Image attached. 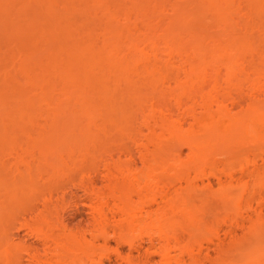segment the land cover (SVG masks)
I'll list each match as a JSON object with an SVG mask.
<instances>
[{
  "label": "bare ground",
  "instance_id": "1",
  "mask_svg": "<svg viewBox=\"0 0 264 264\" xmlns=\"http://www.w3.org/2000/svg\"><path fill=\"white\" fill-rule=\"evenodd\" d=\"M120 1L0 0V41H7V45L3 42L6 48L0 46V231L3 233L0 264H21L20 251L12 246L5 228L9 221L16 220L19 215L27 212L40 215L39 220L36 219L35 230L47 247L41 254L29 253L30 264H100L102 256L97 248L109 246V229L117 240H114L116 246L114 245L113 250L126 264H146L150 260L149 252L142 256L140 262H135L128 253L121 251L123 243L128 244L130 250L137 251L144 242V237L149 239L150 245L154 241L161 242L156 252L164 262L171 263L173 260L175 264H199V258L193 253L194 245L199 243L197 246L201 248L199 240L185 238L183 233L191 235L192 228L196 227L191 220L194 217L199 220L204 215L211 197L200 191L199 195L181 198L179 204L168 203L153 217L155 211L145 209L144 206L156 203L158 197L167 196L168 193L164 190L154 192L161 183L160 178L149 175L146 184L149 192H138V196H144V201L140 205H133L131 193L139 178L129 174V161L121 162L119 156L116 155L115 159L111 156L116 151L129 159L132 157L133 152L126 142L132 140L129 128L136 115L142 113L144 108L147 111L143 112L142 126L147 129L167 130L170 125L168 120L172 119L175 122L174 128L179 130L181 120L188 116L193 120L187 128L188 134L195 132L198 133L196 135L205 136L207 133H214L217 138L224 137L222 142L220 139L216 141L222 144L232 134L228 129L235 123L236 127L241 126L244 133L254 141L255 151H264L261 146L264 141V57L260 58L264 47V0L244 1L252 8L243 5L252 10L249 15L254 14V17L248 16L255 19H251L250 24L248 17L247 25L242 18L240 23L243 28L240 29L235 27L239 21L235 22V18L228 15L230 12L226 14V10L231 9L233 0H207V3L216 5L215 9L212 7L216 13H211L215 14V18H211L218 20L215 22H223L227 27L222 35L216 31L220 35L217 37H222L224 44L216 41L217 38L212 36V29L209 28L208 33L205 26L203 30L197 24L205 32L202 31L204 36L201 34L205 38L197 39L200 41V45L197 42L199 47L193 44L198 47V50L195 47L194 50L199 53L197 55L195 51L194 58L186 57L190 48H193L191 45L190 48L187 47V54L183 43L182 46L173 41L175 33L171 29L157 35L158 32L155 34L156 30L148 20L150 15L164 20V3L167 1L155 0L154 5L149 6L146 0L147 5L140 8L143 14L139 13V16L136 14L138 9L126 6L129 4L127 0L126 5ZM202 5L205 7V2ZM202 12L199 15H203ZM236 12L233 11V14ZM173 13H169L170 18L167 15L165 20L168 18L173 22L171 18L176 14L172 15ZM206 13L208 14L207 10ZM133 14L145 26V31L135 33L129 30L131 26H120L118 18L123 17L121 19L124 20L131 15L132 18ZM185 15H179L180 19ZM176 16L174 20H178ZM212 19L210 22L214 26ZM90 20H93V24ZM182 20L185 24L188 23V19ZM169 24L171 23L168 22ZM255 28L260 32L254 33ZM212 38L216 40L211 42ZM175 39L177 38L174 37ZM205 39L210 42L207 43ZM257 41L260 47L256 45ZM236 43L241 46L236 47ZM245 47L250 48L246 50ZM217 52H220L219 55ZM215 53L216 57H222L220 54L227 56L225 60L216 59ZM245 53L249 60L248 66L245 65L244 68L238 66V59L244 55L247 57ZM121 86L126 90L122 91ZM244 97L248 98V102L233 114L231 106L238 105L240 100L244 101ZM64 106H72L76 114L83 115L76 128L63 124L60 111ZM196 107L201 111L199 116L195 115ZM38 116L47 117V121L37 123ZM194 124H198L197 128ZM230 128L232 132L235 126ZM240 128L239 131L243 132ZM75 129L81 135L80 145L75 144ZM108 136H117L120 142L113 143L112 139L108 141ZM256 141L260 143H255ZM194 142L192 144L195 145V151L201 149L204 152L207 148L204 146L205 142ZM134 144L140 149L141 162H147V144ZM111 145L114 147L111 148ZM97 151L100 154L98 156L101 153L108 154L106 158L103 157V167L106 169L110 189L99 193L100 195L96 194L99 201L92 208L94 229L92 227L91 238L63 232L54 234L45 230L49 193L59 183L58 179L68 178L86 166H94L98 159ZM31 162L35 165H31ZM232 178L229 173L227 183ZM189 180L188 174L174 179L179 183L184 181L186 187L195 188L197 185L191 184ZM47 193L49 196L46 197ZM109 198L114 200L111 206L108 204ZM195 199L199 204L197 207L194 206ZM37 200L42 202V211L35 208ZM177 215L184 219L183 225H169L167 220ZM145 216L147 221H143ZM216 224L218 223L215 226ZM176 247L188 254L190 260L172 258L171 251Z\"/></svg>",
  "mask_w": 264,
  "mask_h": 264
},
{
  "label": "rangeland",
  "instance_id": "2",
  "mask_svg": "<svg viewBox=\"0 0 264 264\" xmlns=\"http://www.w3.org/2000/svg\"><path fill=\"white\" fill-rule=\"evenodd\" d=\"M147 1L149 6L151 4L154 5L155 3V0L152 1L147 0ZM147 1L127 0V2L129 3L127 5H126L127 3L126 0H121L120 2H122L123 4L125 3L124 5L129 6L133 9H138L136 11V14L137 16H139V13L143 12V10H141L140 8L143 7L144 5H147ZM164 1L167 2L169 1L168 3L167 2L164 3L165 4L164 8L166 7L164 9V12L166 10L164 14H166V16L168 15L167 16L168 18H170L169 13L171 14L173 13L171 11H174L176 14L173 13L172 15L175 14V16L177 14L179 15L186 14L184 17L182 16V19L183 18H185V20L188 19V23L185 24V22L182 19H180L181 16L179 17V15L176 16L178 17L177 18L178 20L173 19L175 18V16L171 18L173 22H171L168 18H167L168 20L167 19L165 20L166 16L164 20L162 19V21L161 18L157 19L156 17H154L155 18L154 21V18L151 17L150 15L149 16L150 18L148 20H150L151 25H153L156 30L155 34L158 32L157 35H159L162 33V31L165 32L171 29L170 31L172 33H175L174 37L177 38L174 40L173 37V41H175V44L183 43L184 44V46L182 44L183 48L184 47L187 48L189 45H191L193 48H190L191 46H189L188 48H190V50L191 49L194 50L195 44L198 47L200 45L199 43L200 41L197 39H201V37L202 39L205 38V37L203 38V36L205 35L204 34L205 32L203 30H205L206 28L205 31L206 32L208 31V33H210L209 31L210 28V30L212 29L211 30L212 36L217 38V40L215 38L214 39L224 44L223 40L221 39L222 37L220 38L219 34L221 32L222 35V32L223 31L225 32L227 27L223 25V22L218 23L217 22L218 20L214 19L215 14L213 15L211 14L213 12L216 13L215 12L216 10H213L212 8L214 7L215 9L216 5H212L213 3L210 4V2L207 3V0H200L201 3L199 0L196 1L164 0ZM244 1L245 0H233L232 1L233 3H231L233 8L231 6V9L228 8L226 10L227 12L226 11L225 12L226 14L229 12L231 13L232 9L234 12L237 11L235 14H233L232 11L233 16L230 13L228 15L231 16L232 19L235 18L234 19L235 22H237L238 20L239 23L245 19L248 25L249 18L254 14L252 13L253 15L251 16L249 15L252 12L251 10L252 8L248 6L247 2L246 4ZM196 2H199V4ZM204 2L206 5V6L204 5L205 7H203L202 5L204 4ZM170 3L172 5L174 4V6L173 7L172 5L169 6ZM196 4L198 5L196 6ZM207 4L209 5V7H207L208 6ZM243 5L244 6L247 5V7H250L251 9H247ZM235 9L238 10L235 11ZM206 10L208 14L206 13ZM247 10L249 13L247 12ZM200 11L203 13V15L205 16L208 15L210 17L208 18L207 16L204 17L202 14L199 15ZM204 12L206 14H204ZM238 13H240V15ZM154 15L155 14H153V16ZM131 16L128 18H124V20L121 19L123 17H120V19L118 18V23L121 22L120 26L121 24H122L121 27L124 26L129 28L131 26L129 30H133V32L135 33H138V31L139 32H142L143 30L145 31V26L143 27V24L138 22L136 16L134 14L132 18ZM211 16L214 17V18L212 17L214 19L213 21L214 26H212L213 24L210 22L211 21L210 19H212ZM238 16H240L241 18ZM189 17L194 18L196 21L194 19H190ZM203 18L204 19L206 18V21ZM251 19L253 18H250V24H251ZM181 20L183 22H181ZM191 20L195 22H192ZM215 20H217L216 22L218 24L215 22ZM92 21L93 20H90V22L93 24ZM168 22H170L171 24L168 25ZM91 23H89V25ZM139 23L141 24L140 26ZM239 23L237 22L235 27L236 28L239 27V29L243 28L242 24L240 23L241 24L240 25ZM124 24H126V26ZM197 24L199 27L204 28L205 26V28L201 30L199 29ZM191 25H195L194 27L196 28L194 29V27ZM163 26H165L166 29L167 28L169 29L166 30ZM197 27L198 30H196ZM191 28L195 32L191 30ZM216 31H218L219 34ZM256 32L259 33L260 30L258 29L256 31L255 28L254 33ZM217 35L219 36L217 37ZM214 39L213 38L210 39L211 42ZM205 40H201V41L205 42ZM3 42L6 43L7 41H5V39L3 41L2 39L0 41L1 47H5L3 46L5 44ZM197 42L199 45L197 44ZM206 42L208 43L210 41L206 40ZM238 42L240 41H237V43ZM245 43L244 45H246ZM241 44L243 46V42ZM241 44L240 43L237 44L236 47L238 45L241 46ZM257 44L258 41L256 45ZM207 45H208L207 47H209V44ZM221 45L219 46L221 47ZM258 46L253 45V47L256 48H258ZM198 47H195V49L198 50ZM186 48L184 49L188 54V48L187 49ZM248 48L245 47L246 50ZM262 49L263 50H261L262 52L260 58L262 56L264 57V47H262ZM190 50L188 56L186 57L194 58L195 57L194 55H196L195 51L197 50H194L192 52ZM183 52L181 51L182 55H185ZM193 52H195V54H192ZM256 52L258 54L260 53L258 49ZM210 53H212V51ZM219 53L217 52V55H219ZM198 54L199 53L197 51V55ZM220 55H222V57L220 56L216 57V53H215L216 59L221 58V60L222 59L225 60L227 55H225V57H223L224 54H220ZM246 55L247 57H245L244 55V57L242 56V58L240 57V59H238L240 60L239 64L238 61L236 63L238 64V66L240 65L244 67L245 65H247V61L249 60V58H248V54ZM15 67L18 68V66ZM120 89L122 91L126 90V88L122 86L120 87ZM242 90L245 91V88H243ZM244 99H245L244 101L240 100L238 102L239 106L238 105L231 106V111H233V114L239 111L240 108L244 107L246 102H248L247 97H244ZM213 108L215 107L213 106ZM144 109L143 112L145 113L147 110ZM143 112L138 113L136 115L134 121L132 122L129 128L130 131L129 136L132 137L133 142L132 140H128L126 142L130 145L131 150L133 152L132 157L130 158L131 160L129 159L128 156L126 157L123 154H118L116 151L113 152L111 155L114 159L115 157L119 156L120 160H122L121 162L129 161L130 162L128 168L129 174H133L134 176L139 178L138 182L134 183V187L132 189V193H131V199L133 200L132 204L140 205L143 203L144 196L142 197L138 196V192H141L142 194H146L147 192H149L150 189L148 186H146L149 175H152L153 177L158 176V178H160L161 180V183L158 185L157 188L154 189V192L157 193L161 190H164L168 193L167 196L164 198L158 197L156 203H152L151 205L144 206L145 209H152L155 211V213H153V217L158 215V213H160L168 203L172 202L174 204H179L181 198H190L193 197L194 194L199 195L201 193L200 191H204L205 192L204 194L208 195L209 198L211 197V202L209 203V207L207 210H205L204 215H202V217L199 220H197L196 217H194L191 220L192 225L196 226L192 228L191 230L192 233L190 232L191 235L188 236L187 233L186 234L183 233L185 238L187 237L189 239V237H191V239L194 238L197 241L199 240L198 242H200L201 248L197 246L199 244L198 242H197L198 244L193 246V253L195 256L199 258L200 260L199 264H264V151L263 152L255 151L253 148V146L256 145L254 144V141L252 142L250 136L246 135V132L244 133V130H242L243 128H240L241 126L237 125V127H239L243 132L239 131V128L237 129L235 123L230 127L233 128V126H235L236 129L233 128L232 132L230 131L231 129L230 127L228 129V131L232 133L230 137L228 138L225 137L227 138V140L225 139L222 144L220 143L218 144L216 142L218 141L217 139L221 140L224 137L217 138L216 135L214 136V133H212L213 135L209 133V135L211 134L210 136L208 135V133L205 136L196 135L198 133L195 132L192 133L191 135L188 134L187 128L189 124H191L193 121L188 116H185V118L181 120L179 130H177L178 128L177 129L174 128L175 122L172 121V119L168 120L170 125L167 130L160 131L159 129L155 130V128L152 130L147 129L142 126V119H143L142 116H144ZM198 112H199V108L196 107L195 108L196 116L201 115L200 114L201 111L199 113ZM60 113L63 117L62 119L63 124L66 126H72V127L74 126L73 128H76L75 126H77V122L83 119V115L76 114L72 106H64L61 109ZM46 121H47V117L45 116L36 117L37 123L43 124ZM220 125H223V123H220ZM193 126L197 128L198 124L197 125L194 124ZM73 134H74L73 137L75 139V144L80 145L82 142L80 140L81 137L80 132L76 130L74 131ZM106 140L108 141L111 140L113 143L120 142V139L117 136H113V137L108 136ZM197 140L208 144L207 146L206 144L202 143L204 144L205 147H207L204 152L200 151L201 149L195 151L193 146H195L194 144L196 143L194 141ZM260 141H256L255 143L257 142L260 143ZM134 142H137L139 144H147V148L150 152L146 150L147 153L146 154L145 150H143V152L146 154V159H148L147 162L144 163L141 162L139 158V155L141 154V152H139L140 149L138 150L139 147H137L136 144H134ZM193 142L194 144H192ZM214 143L217 144L218 146L217 145L214 146L215 145ZM196 144H199V142H197ZM261 144H262L261 146L264 147V141H262ZM112 147L114 146L111 145V148ZM101 149L103 148L101 147ZM96 153L97 156L100 155L98 151ZM107 155L108 154L104 155L103 153H101V156H98L97 162L94 166H89V167L86 166L80 172H76V174L75 173L71 174L68 178L66 176V177H62L61 179H58L59 183L57 182L58 184L56 185L55 189L51 193H49L50 196L48 193L46 195V197L49 196L48 197L49 205L46 208L48 214H46L47 219L44 224L45 230L52 231L54 234H60L63 232V233L71 234L73 236L84 235L87 239L91 238L92 236L91 231L93 233V229H94V225H93L94 213L92 208L99 201V197L98 196L96 197V194L100 195L99 193L108 192V190L110 189V184L106 177V169L103 167V163H104L103 157L106 158ZM8 159L10 160V158ZM32 163L33 162H31V165ZM33 164L35 165V163ZM21 166L23 167L24 165ZM124 173H126V171H124ZM229 173L232 174L233 178L231 182L227 183ZM187 174L189 175L190 183L197 185L195 188L186 187L184 181H181L180 183L174 181V179H176L178 176L186 177ZM113 202L114 200H112L111 198L108 199V204L110 206L112 205ZM195 202L196 203H194V206L197 207V205L199 204H197L196 199ZM35 204H36L35 207L36 209L40 211L43 210V205L41 200H37ZM34 211L37 210L34 209ZM35 213L36 212H27L22 215H19V217L17 216L18 217L17 219L15 218L16 220L13 219L12 221H9L8 225H6L5 228L6 231L5 234L13 243L12 246H16L17 249L20 251L19 257L21 264H30L29 253L35 252L41 254L47 248L46 246H44L43 241L39 237L40 235H38L35 230L36 219L39 220L40 218V215H35ZM146 216L143 218V221H147ZM182 219L183 218L180 215L173 216L167 220V223L169 225L177 226V224L180 225L183 223L184 219L183 220ZM216 222L218 223L216 224L217 226H215ZM108 233L111 234L108 235L109 246L107 247L99 246L97 248L99 254H101L102 256V260L100 264H126L123 260H121L118 257V255H116L117 253L115 252V250H113L114 245L116 246L117 240L115 239V236L112 235V230L109 229ZM1 241H3V233L0 231V253L3 250V245L1 244ZM160 243L154 241V244L150 245L149 239L147 237H144V242L138 247L137 251L134 249L130 250L129 247L127 246L128 244L125 243L121 244V251L124 253H128L132 258V260L135 262H140L142 260L141 259L142 256L146 254V252H149L151 258H149L150 260L146 264H175L173 260L171 261V263H167L160 259V257L156 252L157 247L161 245ZM12 248L9 250L11 251ZM171 254H172V258H183L186 261L190 260L188 254L183 252V250L180 249L179 247H176L174 250H172Z\"/></svg>",
  "mask_w": 264,
  "mask_h": 264
}]
</instances>
